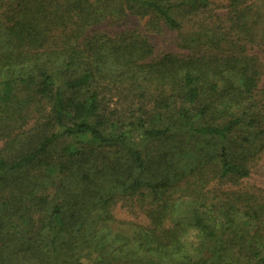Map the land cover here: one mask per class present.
I'll list each match as a JSON object with an SVG mask.
<instances>
[{"label":"trees","instance_id":"1","mask_svg":"<svg viewBox=\"0 0 264 264\" xmlns=\"http://www.w3.org/2000/svg\"><path fill=\"white\" fill-rule=\"evenodd\" d=\"M230 1L248 36L247 7ZM207 6L0 0V264H264V197L219 200L207 189L248 178L264 151L257 60L224 55V35L202 29L185 40L187 55L158 60L146 38L85 35L127 15L181 33L184 17ZM115 98L129 118L110 109ZM183 138L219 143L192 151L193 179L177 186L183 169L170 158ZM63 139L80 145L55 151ZM117 195H151L147 226L115 219ZM189 229L194 246L182 241Z\"/></svg>","mask_w":264,"mask_h":264},{"label":"rangeland","instance_id":"2","mask_svg":"<svg viewBox=\"0 0 264 264\" xmlns=\"http://www.w3.org/2000/svg\"><path fill=\"white\" fill-rule=\"evenodd\" d=\"M171 1L172 3H176L179 0ZM238 5L239 8L247 7L245 14H247L246 17L250 20L251 26V31H249L248 36L243 33V30L239 29L240 27L233 25L237 15H234V8L231 6L230 0H208V6L205 9H201L196 15L184 17L183 23L185 28H183L181 33L168 29L162 23L155 21L153 17L140 18L134 15H127L120 19H107L99 25L90 28V30H87L85 35L103 33L108 36H115L124 33L146 38L153 47V53L150 59L158 60L165 54L187 55L189 49L184 47L185 40L190 38L189 36H192V33L199 32L200 29L210 34H216L217 36H222L223 34L225 38L220 47L224 55L245 54L257 60L259 68L262 70V76L256 93V99L264 107V0H243ZM202 30L200 32H203ZM118 101L115 98L109 102L110 109H116L117 112H121L123 118H129L131 106L123 98H120ZM147 108L148 111H151L150 105H147ZM79 141L63 139L59 141V144L55 147V151L58 152L67 145L79 146ZM217 142L218 140L210 141V143L205 140H200L195 143L192 140L189 141L183 138L177 144L173 145L175 149L171 151V162L174 163V166L183 169V172L180 174L181 177L179 176L177 181V186H183L185 182L192 181L193 179L192 168L196 163L192 159V151H197L202 146L209 148L210 145L213 147L214 143ZM138 144L142 148L148 145L147 149H149L150 154L164 151V148L160 149L161 146L155 143L146 144L139 141ZM1 147L2 143H0ZM189 155H191L190 158ZM209 188L214 189L213 195L224 194L222 197L219 196V200H224L225 193H247L260 200V198L264 197V151L251 163L250 176L248 178L241 179L236 184L231 182L224 183V180L216 184V181H213L210 187H207V189ZM147 191L146 188L139 190V192ZM177 196L178 194L176 193L175 197ZM116 200L117 203L112 212L118 222H133L147 226V212L152 204L151 195L145 198L143 197V199H137L136 196L131 200L127 197L117 195ZM180 213H183L184 216L188 214L189 206L182 205ZM169 225L171 224L167 223L165 226L168 227ZM125 227L122 225L116 226L117 229L122 228L121 230L124 232L128 230ZM186 233L182 241L187 245L194 246L193 244L196 243L194 238L195 231L189 229ZM209 245L206 244V246Z\"/></svg>","mask_w":264,"mask_h":264}]
</instances>
